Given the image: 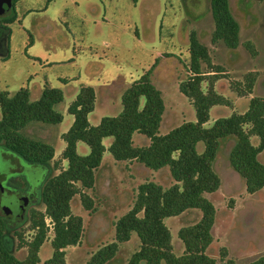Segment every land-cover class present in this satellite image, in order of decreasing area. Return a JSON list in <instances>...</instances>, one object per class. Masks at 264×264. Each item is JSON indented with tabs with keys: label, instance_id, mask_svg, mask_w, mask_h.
<instances>
[{
	"label": "rangeland",
	"instance_id": "1",
	"mask_svg": "<svg viewBox=\"0 0 264 264\" xmlns=\"http://www.w3.org/2000/svg\"><path fill=\"white\" fill-rule=\"evenodd\" d=\"M188 1L11 0L0 14H16L0 91H58L8 128L51 152L43 198L5 234L17 258L264 264V0H229L236 49L211 41L208 0Z\"/></svg>",
	"mask_w": 264,
	"mask_h": 264
},
{
	"label": "trees",
	"instance_id": "2",
	"mask_svg": "<svg viewBox=\"0 0 264 264\" xmlns=\"http://www.w3.org/2000/svg\"><path fill=\"white\" fill-rule=\"evenodd\" d=\"M14 1L16 0H13V2ZM133 2H136V0H133ZM181 3L184 13H186L189 1L181 0ZM190 3L192 4L194 2L190 0ZM208 4L209 9L205 10L204 15L209 12L213 20L214 28L211 32V41L213 43L222 41L227 48L236 49L239 45L240 25L232 15L229 0H208ZM15 18V13L9 17H0V47L3 46L2 48L4 49L3 54L1 53L3 59L8 55L7 43L10 35L8 24L13 22ZM187 40L190 69L193 73L200 74L202 72V63L206 65L211 64L208 48L199 41L194 30L188 32ZM245 45L248 47V42H246ZM252 54H254V51H252ZM215 69V72L222 71L220 66H215ZM56 93H58L57 90L45 89L38 100L31 102L29 101V92L26 88L19 89L10 96V98L7 97L9 95L7 92L0 91L1 109L5 114L4 118L0 121V147L10 150L20 155L22 158L24 157L33 162L41 163L49 169L51 152L47 150L42 151L38 147L40 144L32 139H28L24 136L23 139L14 137V134H12L8 128L13 123L15 125L17 122L25 125L34 115L38 117L48 113L49 108H51L49 105L53 103L50 99L55 98ZM46 99L49 102L46 103ZM9 115H15L13 118L15 121L12 122ZM48 179L50 180V178L45 179L43 186L49 181ZM42 198L43 193L41 190L40 200ZM33 214V210H30L28 216L30 217ZM22 223L9 225L10 223L8 224V221L0 215V264H36L40 261L37 254L38 252L35 248H29L27 255L22 259L17 258L10 252L11 248L6 243L5 234L9 228L16 231ZM43 264L62 263L51 257L44 260Z\"/></svg>",
	"mask_w": 264,
	"mask_h": 264
},
{
	"label": "flooded vegetation",
	"instance_id": "3",
	"mask_svg": "<svg viewBox=\"0 0 264 264\" xmlns=\"http://www.w3.org/2000/svg\"><path fill=\"white\" fill-rule=\"evenodd\" d=\"M0 162L8 165V171H0V215L9 225L22 223L29 207L40 202L49 169L3 147Z\"/></svg>",
	"mask_w": 264,
	"mask_h": 264
},
{
	"label": "water",
	"instance_id": "4",
	"mask_svg": "<svg viewBox=\"0 0 264 264\" xmlns=\"http://www.w3.org/2000/svg\"><path fill=\"white\" fill-rule=\"evenodd\" d=\"M10 2L11 0H0V14L8 9Z\"/></svg>",
	"mask_w": 264,
	"mask_h": 264
}]
</instances>
